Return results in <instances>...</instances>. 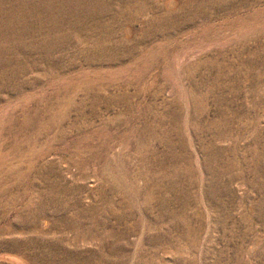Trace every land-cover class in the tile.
Masks as SVG:
<instances>
[{
  "label": "rangeland",
  "instance_id": "374dc122",
  "mask_svg": "<svg viewBox=\"0 0 264 264\" xmlns=\"http://www.w3.org/2000/svg\"><path fill=\"white\" fill-rule=\"evenodd\" d=\"M0 264H264V0H0Z\"/></svg>",
  "mask_w": 264,
  "mask_h": 264
}]
</instances>
